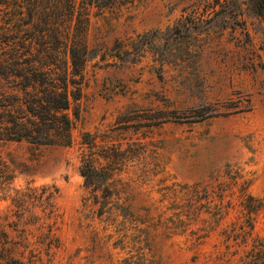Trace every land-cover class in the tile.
<instances>
[{
  "label": "rangeland",
  "instance_id": "1",
  "mask_svg": "<svg viewBox=\"0 0 264 264\" xmlns=\"http://www.w3.org/2000/svg\"><path fill=\"white\" fill-rule=\"evenodd\" d=\"M18 1L0 0V21L17 14ZM248 1L83 9L78 0L92 56L70 145L0 146L11 186L35 188L38 198L21 217L0 199V249L19 260L8 262L248 264L254 250L250 264H264V13ZM49 6L65 42L68 8ZM175 25L181 35L165 55L153 48L135 63L111 64L117 44L156 30L163 45ZM83 163L100 171L90 185ZM43 186L55 191L52 205L41 204Z\"/></svg>",
  "mask_w": 264,
  "mask_h": 264
},
{
  "label": "trees",
  "instance_id": "2",
  "mask_svg": "<svg viewBox=\"0 0 264 264\" xmlns=\"http://www.w3.org/2000/svg\"><path fill=\"white\" fill-rule=\"evenodd\" d=\"M62 2L64 5L60 7ZM112 2L82 0V8L86 9L85 5L104 7ZM50 4L65 11L68 8L70 21L74 22L72 33L65 34V42L57 21L59 17L51 16ZM77 4L78 0H21L16 4L17 14L0 21V35L5 36L0 44V146L20 141L35 146L70 145L71 130L79 115L76 104L82 96L84 68L92 56L84 38L88 20L76 15ZM248 4L254 14L264 13V0H249ZM24 7H27V18L22 22ZM167 32L163 45L154 41L158 34L156 30L137 34L127 46L117 44L116 60L111 64L115 65L117 61L120 64L135 63L153 48L161 56L165 55L166 50H170L168 40L181 35L180 26L175 25ZM55 42H64V45ZM80 174L85 184L90 185L100 171L83 163ZM13 179V169L0 152V199L10 200L16 214L21 217L36 207L37 193L30 186L13 188ZM42 189L45 198L41 204L52 205L55 191H47L44 186ZM28 195L30 201L26 200ZM4 247L0 249V264H11L9 259L19 263L13 258V250ZM3 248L5 254L1 253ZM249 252L246 255L248 264L254 257V250Z\"/></svg>",
  "mask_w": 264,
  "mask_h": 264
}]
</instances>
